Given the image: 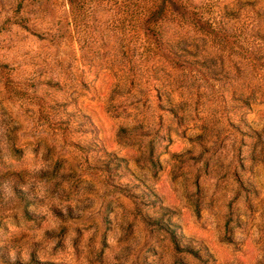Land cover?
<instances>
[{"label": "rangeland", "instance_id": "obj_1", "mask_svg": "<svg viewBox=\"0 0 264 264\" xmlns=\"http://www.w3.org/2000/svg\"><path fill=\"white\" fill-rule=\"evenodd\" d=\"M250 1H188L158 48L121 0H0V264H264Z\"/></svg>", "mask_w": 264, "mask_h": 264}, {"label": "trees", "instance_id": "obj_2", "mask_svg": "<svg viewBox=\"0 0 264 264\" xmlns=\"http://www.w3.org/2000/svg\"><path fill=\"white\" fill-rule=\"evenodd\" d=\"M69 7L74 11L75 9L84 8L86 4H91L92 0H67ZM190 0H121L122 3V28L130 30L138 29L142 32H149L155 40V44L161 47L164 43H169V40L162 38V23L170 17H174V13L183 16L189 10ZM222 3V7H218V11H227L229 8L225 0H218ZM245 2V6L252 7L250 0H235ZM213 9V7H212ZM72 22L76 21L73 17ZM184 22V20L182 21ZM129 31V30H128ZM176 57V51H169Z\"/></svg>", "mask_w": 264, "mask_h": 264}, {"label": "clouds", "instance_id": "obj_3", "mask_svg": "<svg viewBox=\"0 0 264 264\" xmlns=\"http://www.w3.org/2000/svg\"><path fill=\"white\" fill-rule=\"evenodd\" d=\"M24 190V189H23ZM37 195L38 196H40L41 198H42V196H41V192H40V188H39V186L37 185ZM38 214H43L42 212H41V210L39 209V212H38ZM12 256V254L10 253V257ZM21 259L23 260L24 259V257L23 256H21Z\"/></svg>", "mask_w": 264, "mask_h": 264}]
</instances>
